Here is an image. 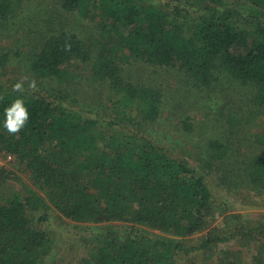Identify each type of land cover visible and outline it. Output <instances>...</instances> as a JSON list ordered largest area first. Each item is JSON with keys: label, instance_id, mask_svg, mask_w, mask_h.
I'll return each mask as SVG.
<instances>
[{"label": "trees", "instance_id": "trees-1", "mask_svg": "<svg viewBox=\"0 0 264 264\" xmlns=\"http://www.w3.org/2000/svg\"><path fill=\"white\" fill-rule=\"evenodd\" d=\"M55 1L69 14H89L91 7L103 14L109 42L95 76L117 91L119 101L105 128L102 120L74 111L63 84L72 79L69 67L91 50L70 34L49 38L36 53L28 67L35 88L28 83L18 92L0 81V120L18 97L30 112L19 133L0 127V155L15 158L2 170L0 187L17 169L36 188L0 204V264H178L187 251L182 240L207 229L218 211L207 174L224 170L232 151L230 142H211L204 174L178 159L177 143L152 139L150 127L165 99L156 79L173 71L203 92L238 87L249 91L247 109L264 114V0ZM10 5L2 1L0 13ZM133 66L153 68L156 84L127 78ZM121 123L135 124L136 132L112 133ZM249 166L248 177L264 194V141ZM52 213L75 225L67 244L49 230ZM149 231L162 234L151 240ZM247 231L240 235L260 245L254 264H264L258 239L264 225ZM209 237L207 249L225 240L215 232Z\"/></svg>", "mask_w": 264, "mask_h": 264}, {"label": "rangeland", "instance_id": "rangeland-1", "mask_svg": "<svg viewBox=\"0 0 264 264\" xmlns=\"http://www.w3.org/2000/svg\"><path fill=\"white\" fill-rule=\"evenodd\" d=\"M2 1L6 4L11 2V5L0 13V61L6 60L0 65V81L7 88L22 82L24 89L25 84L33 79L28 67L36 53L44 47V42L61 34L73 35L84 43L87 50H91L87 60L78 59L69 67L72 79H65L63 84L75 99L72 103L74 111L87 118L102 120L104 128L107 122L111 123L115 115L113 107L119 101L118 93L105 85L106 82L99 81L98 75L95 76L97 58L109 42L103 37V14L93 7L89 14L85 11L69 14L62 11L55 0H0V3ZM154 71L147 66H133L126 70L129 79H144L151 87L156 83L163 86L165 99L157 122L150 127L152 139L168 146L177 143L178 159L187 160L191 167L204 174L208 173L204 167L208 163L211 142H230L232 151L229 165L224 170L217 169L215 172L212 168L207 174L218 211L207 229L182 240L187 251L181 252L178 264H220L229 261L254 264L260 245L244 238L240 232L264 225V194L248 177L250 161L261 152V142L264 141V114L256 109H247L248 102L244 103L247 90L228 88L225 84L203 92L173 71L167 74L160 72L154 83ZM117 116L122 118V115ZM112 128L115 134L120 129L126 135L136 132L135 124H115ZM15 173L0 187V204L14 193L27 194L36 190L29 174L17 169ZM52 216L50 232L57 243L67 244L71 241L68 230L75 225L69 221L64 223L55 213ZM149 232L151 240L155 235L162 234L159 231ZM213 232L225 240L204 248ZM258 239L259 244L264 245V235H259ZM83 244V247H89V238ZM73 264L82 263L80 259H75Z\"/></svg>", "mask_w": 264, "mask_h": 264}, {"label": "clouds", "instance_id": "clouds-1", "mask_svg": "<svg viewBox=\"0 0 264 264\" xmlns=\"http://www.w3.org/2000/svg\"><path fill=\"white\" fill-rule=\"evenodd\" d=\"M30 87L35 88L36 84L33 81ZM14 91H23V83L18 82L13 86ZM30 119V112L23 97H18L13 100L9 106L4 108L3 119L0 120V127L8 133H19L26 126Z\"/></svg>", "mask_w": 264, "mask_h": 264}, {"label": "built area", "instance_id": "built-area-1", "mask_svg": "<svg viewBox=\"0 0 264 264\" xmlns=\"http://www.w3.org/2000/svg\"><path fill=\"white\" fill-rule=\"evenodd\" d=\"M15 162V158L11 154L0 155V176L3 169L9 168L12 163Z\"/></svg>", "mask_w": 264, "mask_h": 264}]
</instances>
